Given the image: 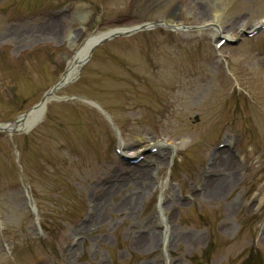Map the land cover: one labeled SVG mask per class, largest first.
I'll return each instance as SVG.
<instances>
[{
    "label": "rangeland",
    "instance_id": "rangeland-1",
    "mask_svg": "<svg viewBox=\"0 0 264 264\" xmlns=\"http://www.w3.org/2000/svg\"><path fill=\"white\" fill-rule=\"evenodd\" d=\"M161 20L181 28L95 45L32 130L0 131V264H264V0H0V126L87 39ZM224 142L233 183L198 196ZM158 144L171 155L156 173ZM114 178L131 185L111 193Z\"/></svg>",
    "mask_w": 264,
    "mask_h": 264
},
{
    "label": "bare ground",
    "instance_id": "bare-ground-1",
    "mask_svg": "<svg viewBox=\"0 0 264 264\" xmlns=\"http://www.w3.org/2000/svg\"><path fill=\"white\" fill-rule=\"evenodd\" d=\"M174 21H163V24L165 27L168 29L172 30H179L181 28L180 26H177ZM257 26H263L264 27V20L259 22ZM155 27L153 25H147L146 28H151ZM126 32V29H116V30H111L106 33L100 34L99 36H96L94 38H89L86 40L84 45L82 46L81 53L76 55L73 60L67 65V69L65 73L63 74L61 80L58 82L59 86H62L64 84H67L70 82L76 72V69L78 66L82 65L88 57L89 51L92 47L97 45L100 41L102 40H109L112 39L113 37L116 36V34L119 33H124ZM222 32L217 29L215 31V36H221ZM233 39L232 36H225V39ZM55 94L50 96L53 98ZM49 97H46L44 102L42 104H39L35 109L29 111L25 115L21 116L17 121L10 123V124H3L0 126V131L4 132H18V133H26L32 130L42 119V116L46 110V105L48 104L49 100L51 99ZM125 146L120 143L119 144V151L121 153L127 154L128 152H124ZM147 149H152V146H150L149 142L147 143L146 141L143 142L141 145L137 146L133 150H131L132 156H139L141 155V152ZM154 153L150 154V157L148 159V162L150 164L154 165V169L156 170V173L161 172L162 168L165 166L166 163V158L171 155V152L168 151L170 150L169 146L165 145H156L154 146ZM173 151V150H172ZM232 151V147L229 144V142H224V148L221 149L218 152H215L211 155V160L209 166L211 168H214V172L212 173V177L209 180H206L200 188H199V193L198 196H205L210 199H217L222 197L223 195L226 194L228 191L230 184L233 183L232 181V176L234 174V171L238 167V162L235 159L236 158V153L233 154V156L228 155ZM233 152V151H232ZM176 153V151H173V154ZM133 171V170H131ZM130 171V173H131ZM137 175H135V179H138V183L141 185H144L146 187L152 188L153 184L151 180H147V172L148 170L142 169L141 167H137ZM134 171V172H135ZM127 172V170H125ZM128 174V172L126 173ZM131 175V174H130ZM115 184L113 183L111 186H109V192L113 193L114 190H123L128 188L131 185V182L129 181H122L120 179H115ZM117 181V182H116ZM127 202L125 205H131L134 203L135 200V194H131L130 196H126ZM169 219V218H168ZM163 220L160 223L161 231H156V230H150L147 232L146 236L141 237L140 242L143 243V245H155L156 241L158 242L160 234H162L165 239L168 233V228H167V222H164ZM226 223V222H225Z\"/></svg>",
    "mask_w": 264,
    "mask_h": 264
},
{
    "label": "water",
    "instance_id": "water-1",
    "mask_svg": "<svg viewBox=\"0 0 264 264\" xmlns=\"http://www.w3.org/2000/svg\"><path fill=\"white\" fill-rule=\"evenodd\" d=\"M160 24H161V22H156L154 25H155V26H158V25H160ZM146 27H147V24H143V25H141V26H138V27H135V28H132V29H127L126 32L116 34L115 37H117V36H128V35H131V34H133V33L138 32V31H141V30H143V29H146ZM104 41H106V40H102V41H100L99 43H102V42H104ZM64 86H65V84L62 85V86H59L58 84H56L55 86H53V87L50 89V91L45 95L44 99L41 101L40 104H42V103L44 102V100H45L46 97L51 98L50 96H52V94L54 95L59 89H61V88L64 87ZM53 99H55V97L51 98L49 101H51V100H53ZM37 106H38V105H37ZM37 106H36V107H37ZM36 107H35V108H36Z\"/></svg>",
    "mask_w": 264,
    "mask_h": 264
}]
</instances>
